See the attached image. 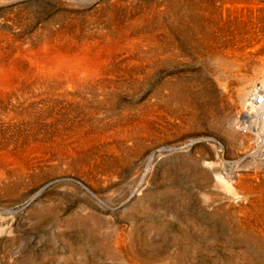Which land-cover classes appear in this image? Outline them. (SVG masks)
I'll return each mask as SVG.
<instances>
[{"label": "bare ground", "instance_id": "1", "mask_svg": "<svg viewBox=\"0 0 264 264\" xmlns=\"http://www.w3.org/2000/svg\"><path fill=\"white\" fill-rule=\"evenodd\" d=\"M126 1L134 0H0V178L6 172L21 177L50 159L87 169L102 157L88 160L86 150L95 146L153 147L164 132L168 135L164 117L179 113L177 135L197 125L207 128L206 140L214 128L243 147L262 140L264 8L255 9L259 0H151L117 18L115 6ZM103 15L112 24L93 30ZM250 16L257 18L250 23ZM228 47L231 54L224 51ZM249 50L262 54L251 56ZM182 52L209 61L216 83L161 80L166 61ZM121 79L129 81L132 97L140 84L148 89L142 107L120 102ZM216 147L213 143L211 151L218 158ZM207 159L205 151L201 176L211 169L227 172L224 161L212 167ZM259 173L236 167L220 187L231 192L229 200L251 197L230 211L241 216L247 240L264 250V186L253 183ZM90 213L87 217L98 224ZM123 235L104 243L106 254L124 246ZM123 260L138 262L132 255Z\"/></svg>", "mask_w": 264, "mask_h": 264}, {"label": "rangeland", "instance_id": "2", "mask_svg": "<svg viewBox=\"0 0 264 264\" xmlns=\"http://www.w3.org/2000/svg\"><path fill=\"white\" fill-rule=\"evenodd\" d=\"M146 1L151 0H134L132 5L126 1V5L115 6L116 17H121L128 8H142ZM259 2L255 9L262 10L264 0ZM71 12L76 15L72 9ZM80 14L82 11H78ZM107 17L108 20L103 15L92 24L93 30H103L107 23L111 25ZM256 18L248 19L251 23ZM33 32L31 29L29 33ZM231 49L224 51L231 54ZM260 50L249 53L260 55ZM202 60L182 52L175 61H166V69L160 70L161 80L199 78L216 83L210 62ZM128 82L124 79L118 82L120 102L142 107L148 89L144 91L145 86L140 84L132 97ZM190 100L196 101L194 95ZM179 116L164 117L168 135L164 132L153 147L105 145L86 150L89 161L94 160L93 155L102 156L87 169L70 160L50 159L51 162H40L21 177L5 171L7 174L0 178V264H264L260 243L247 240L241 229V216L237 212L231 214L233 207L239 202L247 203L251 197L229 200L231 192L220 187L229 181L228 175L236 167L261 171L253 183L264 186V136L259 143L243 147L213 126L210 140L202 135L207 128H198L196 124L195 129L192 126L177 135ZM202 118L203 115L199 124L204 122ZM192 141L189 147L188 142ZM213 143L221 151L218 158L211 151ZM205 151L210 166H220L224 161L227 172L224 169L213 173L208 167L211 169L208 176H201L200 156ZM90 212L99 220L98 224L87 217ZM114 235H123L125 243L110 256L103 245L112 242ZM249 252L254 256L248 255ZM125 255L138 258V262L124 261Z\"/></svg>", "mask_w": 264, "mask_h": 264}]
</instances>
